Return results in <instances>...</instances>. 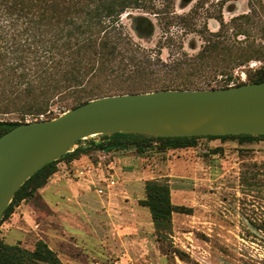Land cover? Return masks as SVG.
<instances>
[{
	"label": "trees",
	"instance_id": "16d2710c",
	"mask_svg": "<svg viewBox=\"0 0 264 264\" xmlns=\"http://www.w3.org/2000/svg\"><path fill=\"white\" fill-rule=\"evenodd\" d=\"M224 4L225 0H219ZM197 0L187 12L172 9L173 0L159 6L154 0H0V116L14 114V120L0 117V135L19 123L50 119L92 98L124 92L168 88H225L244 82L264 80V3L250 2L247 12L228 21L221 12L211 15L219 23L214 31H198L202 44L187 52L170 25L178 23L190 30L204 4ZM143 10L157 17L161 33L158 51L136 41L154 32V23ZM130 27L123 21L126 13ZM168 47V58L161 48ZM253 60L258 66H250ZM244 73L246 80H240ZM54 109L58 113L54 114ZM239 143L264 140V135L145 136L115 133L100 141L85 140L74 150L37 170L15 191L5 208L3 220L10 218L22 201L35 197L60 162H70L82 154L98 151L107 162L114 151L133 149L138 168L145 173L143 195L138 204L148 209L157 239L164 241L171 231L173 213H189L191 207L174 203L166 175H154L157 156L196 147L199 139ZM219 146L211 151L216 153ZM169 161V160H167ZM31 248L0 238V264H64L58 253L32 231ZM26 235V236H27ZM29 237V236H28ZM24 242V241H23ZM176 251V250H175ZM183 255L179 250L176 251Z\"/></svg>",
	"mask_w": 264,
	"mask_h": 264
},
{
	"label": "rangeland",
	"instance_id": "374dc122",
	"mask_svg": "<svg viewBox=\"0 0 264 264\" xmlns=\"http://www.w3.org/2000/svg\"><path fill=\"white\" fill-rule=\"evenodd\" d=\"M154 1L161 6L163 1L169 0ZM204 1L197 16L191 20L193 24L190 30L184 31L183 25L178 23L170 25L169 30L176 40L171 45L172 49L182 41L187 52H195L202 44L198 31L218 29L219 23L211 15L221 12L223 19L228 21L232 16L247 12L250 2H256L225 0L222 5L219 0ZM196 2L197 0H173L171 8L177 13H183L190 10ZM127 13L129 12L123 13L122 19L130 27ZM130 13L145 14L151 18L154 32L150 37L140 39L130 31L136 41L155 52L158 51L156 46L162 33L157 17L143 10H133ZM169 51L168 47H162L161 57L168 58ZM260 64L256 60L249 63L253 67ZM240 80H246L244 73H240ZM58 111L54 109L53 112L55 114ZM0 117L15 119L14 114ZM218 146L220 150L216 153L211 151ZM131 151L134 152L133 149ZM94 156L99 159L96 154H92ZM157 162L159 166L154 168L153 174L166 175L171 187L172 201L189 206L192 211L172 214L171 231L164 241L157 239L153 223L150 218L145 220L144 217L138 222L140 227L123 233L122 242H119L120 237L116 235V232H120L119 226L110 223L105 246L98 244L97 236L89 235L86 237V248L80 245L76 248L72 237L66 235L62 243L54 246L52 244V249L61 253L63 258H60L64 264L65 260L71 261L75 257V264H80V261L83 264H264V140L239 143L230 139L223 142L199 139L194 148L177 149L158 155ZM101 168L98 167V170ZM111 171L112 169L106 167L101 179H92L93 185L103 188L102 195L121 185L115 168L113 183L110 180L103 181ZM69 173H72L71 169ZM127 177L129 179L126 182L129 184L134 204L141 207L138 199L143 195L146 175L140 170L139 173L129 172ZM59 178L60 176L54 179L51 175L52 181ZM93 185L92 188H95ZM117 197L123 199L122 195ZM19 204L30 205L38 211H47L39 195L22 200ZM18 205L11 217L2 221L0 238L10 243L21 241L25 247L31 248L34 236L27 235L22 230L23 239H12L9 236L15 226H23L24 221L22 213L18 212ZM142 207L147 212L148 209ZM175 250L183 255L180 256ZM67 263L74 264V261Z\"/></svg>",
	"mask_w": 264,
	"mask_h": 264
},
{
	"label": "water",
	"instance_id": "95a60500",
	"mask_svg": "<svg viewBox=\"0 0 264 264\" xmlns=\"http://www.w3.org/2000/svg\"><path fill=\"white\" fill-rule=\"evenodd\" d=\"M115 133L145 136L264 135V80L225 88H168L92 98L50 119L0 135V219L37 170L81 145Z\"/></svg>",
	"mask_w": 264,
	"mask_h": 264
},
{
	"label": "crops",
	"instance_id": "0c3cea01",
	"mask_svg": "<svg viewBox=\"0 0 264 264\" xmlns=\"http://www.w3.org/2000/svg\"><path fill=\"white\" fill-rule=\"evenodd\" d=\"M81 144L86 145V141ZM130 151L131 149L114 151L112 153L114 156L106 163L103 162L101 170H98L95 156L92 157V154L97 156L98 151L82 154L70 162H60L56 172L60 178L57 181H52L50 176L47 184L38 190L39 197L47 211H38L30 205L19 204L18 212L22 213L23 226H15L16 228L11 229L9 236L12 239H23L24 234L21 230L25 233L33 231L53 248L52 244L54 246V244L62 243V239L68 235L72 237L76 248L80 245L85 249L86 237L89 235L97 236L98 244L105 246L104 243L109 237L108 225L116 223L119 226L118 231H120L116 232V235H119V242H122L123 233L128 229L140 227L138 222L142 217L145 220L147 218L151 220L148 210L147 214L142 206L134 204L133 195L126 182L129 179L127 177L129 172H140L139 158ZM110 161L113 162L115 171L119 175L121 185L112 189L108 194L104 193L106 195L104 196L97 194L96 190L92 188L91 182H93L92 179L102 178V173ZM89 165H92L93 168L91 172L85 171ZM70 169L72 173H69ZM78 170L83 172L79 174ZM117 195H122L123 199ZM16 215L14 214V216ZM150 222L153 223L152 220ZM122 227L124 228L122 229ZM58 255L63 258L59 251ZM73 261L75 264L76 257L71 261L65 260L66 264ZM80 264L83 263L80 261Z\"/></svg>",
	"mask_w": 264,
	"mask_h": 264
},
{
	"label": "built area",
	"instance_id": "2783aa9c",
	"mask_svg": "<svg viewBox=\"0 0 264 264\" xmlns=\"http://www.w3.org/2000/svg\"><path fill=\"white\" fill-rule=\"evenodd\" d=\"M96 165L98 166V167H102L103 166V161L101 160V159H98L97 161H96ZM107 168L108 169H112V171L108 174V177H105L104 179H103V181H106V180H110V182L111 183H113V178H114V174H115V171H113V169H114V165H113V162L112 161H110L109 163H108V165H107ZM92 165H89V166H87L86 167V169H85V171H88V172H91L92 171ZM83 171L82 170H78L77 171V173H79V174H81ZM52 177L55 179V177H58V175L56 174V173H54V174H52ZM91 184L93 185V182H91ZM95 188V190H96V192L98 193V194H102V192H103V188H101V187H97V186H95V185H93ZM108 186V185H107Z\"/></svg>",
	"mask_w": 264,
	"mask_h": 264
}]
</instances>
